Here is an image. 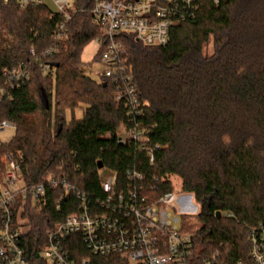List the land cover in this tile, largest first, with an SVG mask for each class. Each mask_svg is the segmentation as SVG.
Instances as JSON below:
<instances>
[{"label": "trees", "instance_id": "obj_1", "mask_svg": "<svg viewBox=\"0 0 264 264\" xmlns=\"http://www.w3.org/2000/svg\"><path fill=\"white\" fill-rule=\"evenodd\" d=\"M94 2L73 0L66 39L41 58L53 46L62 16L47 4L22 7L18 0H0V69L24 60L31 70L12 98L0 102V121L16 123L13 136L0 145V181L3 154L11 149L23 151L28 183L58 174L99 195L100 168L123 178L133 150L115 134L126 108L114 100L108 82L82 70L81 50L99 34L91 22ZM193 2L196 10L171 27L165 45L124 38L132 80L145 103L141 119L153 125V136L162 144L148 171L177 175L182 192L199 205L200 226L191 239L195 261L216 252L221 264H246L251 260L248 230L264 229V0ZM43 63L53 76L42 75ZM76 107L82 108L81 117L66 119L65 110ZM60 195L61 189L47 188L43 205L27 203L31 228L21 246L28 264H45L38 251L46 230L77 209L74 193ZM71 254L75 261L88 256L92 264H129L118 255H94L81 242L73 243Z\"/></svg>", "mask_w": 264, "mask_h": 264}, {"label": "built area", "instance_id": "obj_2", "mask_svg": "<svg viewBox=\"0 0 264 264\" xmlns=\"http://www.w3.org/2000/svg\"><path fill=\"white\" fill-rule=\"evenodd\" d=\"M18 2L22 7L47 4L53 13L62 16L52 33L53 46L41 53V58L50 56L56 43L67 37L66 22L75 11L73 0ZM195 10L193 0H95L90 10L91 22L99 34L91 42L97 49L93 60L101 66L96 80L108 82L114 100L126 108L125 120L115 135L119 143L133 150L132 159L123 178L113 169L100 168L101 193L91 195L58 174H48L39 183H28L22 169L23 151L5 152V170L0 181V264H28L21 246L22 237L31 228L25 209L28 202L43 205L47 188L61 189L59 199L72 192L78 203L75 211L46 230V242L38 251L45 264H92L88 256L78 261L72 257L71 246L78 242L94 255H118L129 264H221L216 252L201 263L192 258L194 233H188L181 224L172 178L153 176L148 171L162 144L153 136V125L141 119L145 103L132 80L124 43L125 35H131L143 45H165L171 27ZM29 53L34 55L33 47ZM44 70H50L46 63L41 65V71ZM30 73V63L24 60L9 69H0V102L10 100L12 91L25 84ZM6 129L15 130L16 123L1 120L0 132ZM2 142L0 139V145ZM165 182L171 184V189L163 190ZM248 240L251 260L246 264H264L263 227L250 228Z\"/></svg>", "mask_w": 264, "mask_h": 264}, {"label": "rangeland", "instance_id": "obj_3", "mask_svg": "<svg viewBox=\"0 0 264 264\" xmlns=\"http://www.w3.org/2000/svg\"><path fill=\"white\" fill-rule=\"evenodd\" d=\"M96 52V45L89 41L86 45H84L80 53V57L83 62V72L95 80L97 77L96 75L101 68V66L93 60ZM48 74L53 76L54 71L50 69L49 71L44 70L42 72V75ZM81 115V107L74 108L73 112L69 109L65 110L66 119H70L72 116H74V118H80ZM14 132V129H6L4 131H1L0 139L7 141L13 136ZM170 177L172 178L173 190L177 195L176 210L177 212H179L181 224L183 225L184 230H186L190 234H193L200 226V222L197 219L199 205L193 199V196L191 194L182 192L181 180L177 175H170Z\"/></svg>", "mask_w": 264, "mask_h": 264}, {"label": "water", "instance_id": "obj_4", "mask_svg": "<svg viewBox=\"0 0 264 264\" xmlns=\"http://www.w3.org/2000/svg\"><path fill=\"white\" fill-rule=\"evenodd\" d=\"M52 66H56V64H51ZM104 84V83H103ZM41 101L42 103H44L45 105H47V97L45 93H42L41 95ZM102 163L99 162L98 167H101ZM216 216H220V211L216 212Z\"/></svg>", "mask_w": 264, "mask_h": 264}]
</instances>
